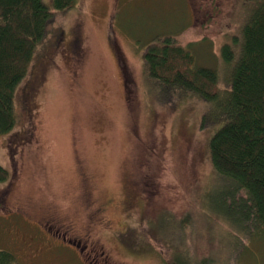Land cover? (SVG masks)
<instances>
[{
    "label": "rangeland",
    "instance_id": "rangeland-1",
    "mask_svg": "<svg viewBox=\"0 0 264 264\" xmlns=\"http://www.w3.org/2000/svg\"><path fill=\"white\" fill-rule=\"evenodd\" d=\"M253 1L78 0L52 12L17 89L15 124L0 135V164L9 172L0 181V248L22 264H168L177 245L191 264H264V231L237 233L215 211L223 187H209L208 139L220 123H202L204 113L208 121L215 116L211 104L183 91L164 93L158 104L143 60L148 42L171 36L192 51L195 65L215 66L226 86L221 44L239 37ZM71 27L79 45L44 55ZM28 80L35 85L24 111ZM79 171L89 201L114 199L104 214L108 224L93 225L87 241ZM133 174L147 201L142 217L138 202L126 212L112 196ZM41 209L73 224L66 238L77 247L34 227L31 215ZM91 240L97 257L85 246Z\"/></svg>",
    "mask_w": 264,
    "mask_h": 264
},
{
    "label": "trees",
    "instance_id": "trees-1",
    "mask_svg": "<svg viewBox=\"0 0 264 264\" xmlns=\"http://www.w3.org/2000/svg\"><path fill=\"white\" fill-rule=\"evenodd\" d=\"M77 1L51 0L50 7L44 0H0V135L15 124L17 89L27 76L37 45L47 33L52 12L73 7ZM248 8L239 37L232 36L221 44L226 86L220 85L215 66L195 65L192 51L171 36L161 39L155 36L146 44L143 60L145 75L157 91L158 104L163 101L164 93L173 98L181 91L211 104L215 116L208 121V114L204 113L202 123L203 126L206 122L220 123L208 139L214 169L209 187H223L218 203L221 208L215 211L237 233L252 230L255 234L264 231V0H254ZM58 40L59 35L44 55L56 52ZM33 80L26 82L20 94L24 111L29 109ZM8 176L7 168L0 164V181ZM133 177L134 174L132 178L127 176L121 194L112 196L120 200L119 206L126 212L134 201L138 202L142 217L147 201L138 189L135 191L139 179ZM108 199L113 203L110 195L104 198ZM160 212L166 211L160 209ZM176 249L181 253L179 245ZM180 253L168 264H178L180 258L184 264L193 262L192 257ZM0 264L22 263L12 251L0 248Z\"/></svg>",
    "mask_w": 264,
    "mask_h": 264
},
{
    "label": "flooded vegetation",
    "instance_id": "flooded-vegetation-1",
    "mask_svg": "<svg viewBox=\"0 0 264 264\" xmlns=\"http://www.w3.org/2000/svg\"><path fill=\"white\" fill-rule=\"evenodd\" d=\"M57 48H61L62 51L70 50L72 47H76L79 45V42H77V39L75 38V35H73V29H71V33L68 36L59 35V40L57 41ZM78 43V45H77ZM81 175V181L83 180L81 187L82 191L81 194L84 196L85 200V209L88 210V214L86 217V221L84 223V231L82 235L85 237L86 241L91 239V231L93 225H107V219L104 217L106 208L111 205V200H92L89 201V190L87 191L88 185H87V176L84 172L79 171ZM91 200V199H90ZM4 199L1 198L0 202H3ZM122 208V205L120 206ZM14 214L19 212V208H11L10 209ZM41 212H44L43 209L40 210V213L38 216L31 215L35 221L33 222L34 227L39 229L40 231L42 229L46 232V237H50V235H55V233H58L56 236L61 237V241H66L69 244H73L76 247L78 246V242L74 241L73 239L66 238V233L68 231H71L73 229V224L71 222L61 221L57 216H54L49 213L42 214ZM54 227L56 232L52 234L50 231V228ZM58 231H61L59 233ZM53 237V236H51ZM56 237V238H58ZM22 241L23 237L21 236ZM59 239V238H58ZM50 242L48 243V245ZM88 254L90 256L94 255L97 257L99 250H96L97 243L94 240H91L90 244L88 242L85 243V246H88ZM98 247V246H97ZM82 249L80 248V251Z\"/></svg>",
    "mask_w": 264,
    "mask_h": 264
}]
</instances>
